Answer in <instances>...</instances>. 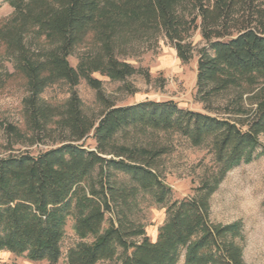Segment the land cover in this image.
<instances>
[{"label":"trees","instance_id":"1","mask_svg":"<svg viewBox=\"0 0 264 264\" xmlns=\"http://www.w3.org/2000/svg\"><path fill=\"white\" fill-rule=\"evenodd\" d=\"M5 2L14 13L0 21V91L13 77L2 67L10 57L27 81L31 144L48 148L0 157V252L57 264L72 220L80 241L69 250L68 264H179L182 258L184 264H244L233 240L239 226L211 224L209 199L228 172L264 156V0ZM199 31L205 47L199 51L196 100L215 111L213 101L222 98V117L174 101H146L109 105L93 121L75 93L63 107L40 96L52 85L74 88L82 79L100 92L101 82L92 78L97 72L127 79L136 70L117 53L161 34L181 61L190 62V38ZM87 39L93 50L75 69L68 58ZM9 131L21 135L13 126ZM151 132L178 134L194 147L209 144L214 156L212 175L195 197L167 208L154 242L134 220V207L141 194L161 204L171 193L156 167L167 152L129 143ZM89 139L94 149L86 148Z\"/></svg>","mask_w":264,"mask_h":264},{"label":"rangeland","instance_id":"2","mask_svg":"<svg viewBox=\"0 0 264 264\" xmlns=\"http://www.w3.org/2000/svg\"><path fill=\"white\" fill-rule=\"evenodd\" d=\"M13 13L14 9L6 4L5 0H0V21L11 18ZM190 43L194 48L193 58L184 63L179 59L175 47L162 34L151 41H132L126 45L125 52L117 53L120 62L128 63L136 70V73L127 79L113 80L97 72L92 78L101 82L100 92L86 79H82L74 88L64 82L52 85L40 96L52 106L63 107L72 93H75L81 101L82 110L93 121H98L109 105L128 107L146 101H174L181 108L222 117L218 113L222 98L213 101L212 109L215 111H207L206 106L196 100L199 51L205 47L200 31L190 38ZM92 50L90 40L87 39L68 58L69 64L77 69L81 57ZM2 67L13 77L0 91V157L18 155L25 151L37 155L48 146L32 145L30 141L31 132L25 119V101L29 97L27 81L23 76L16 74L10 57L2 61ZM248 96L251 94L245 96V100ZM10 126L15 127L21 135L11 134ZM57 135L54 137L58 138ZM132 142L152 148H164L167 152L156 161V167L161 180L170 188L171 193L161 204H157L151 195L141 194L137 206L134 207V220L145 228L147 235L154 242L161 225L167 219V208L176 201L195 197L196 190L212 175L214 156L210 152L209 144L194 147L186 138L175 133L151 132L133 137L129 143ZM259 142L260 147L264 148V134L259 137ZM85 146L94 149L95 141L89 139ZM261 148L259 153H262ZM209 211L211 224L239 226L240 232L233 240L241 248L244 264H264V156L228 172L217 190L210 195ZM72 225L71 220L66 227L67 233L62 243L63 255L57 264H68L69 250L80 241L74 234ZM0 262L48 264L45 261L32 262L9 252H0ZM98 264L112 263L102 261ZM179 264H184V258Z\"/></svg>","mask_w":264,"mask_h":264}]
</instances>
